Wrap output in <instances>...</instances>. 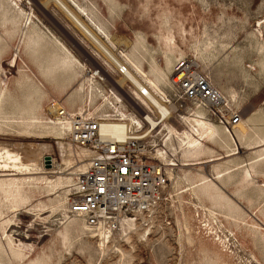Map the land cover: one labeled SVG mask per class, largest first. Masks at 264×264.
<instances>
[{
  "label": "rangeland",
  "instance_id": "1",
  "mask_svg": "<svg viewBox=\"0 0 264 264\" xmlns=\"http://www.w3.org/2000/svg\"><path fill=\"white\" fill-rule=\"evenodd\" d=\"M62 1L144 85L167 90L173 67L189 61L226 97L227 115L240 113V124L198 110L217 135L198 150L165 144L170 159L183 164L168 170L166 199L148 221L120 225L101 244L104 230L68 213L90 154L67 161L60 149L73 143L54 107L125 111L113 99L123 98L129 81L113 76L116 66L54 1L0 0V264H264V0ZM100 67L106 82L90 85L85 72ZM168 123L179 128L182 117ZM165 133L161 126L148 144L161 151ZM38 146L37 165L53 173L14 184L24 175L12 170L19 165L6 149L30 164L25 149ZM211 155L222 158L186 166ZM5 164L11 171H1Z\"/></svg>",
  "mask_w": 264,
  "mask_h": 264
},
{
  "label": "built area",
  "instance_id": "2",
  "mask_svg": "<svg viewBox=\"0 0 264 264\" xmlns=\"http://www.w3.org/2000/svg\"><path fill=\"white\" fill-rule=\"evenodd\" d=\"M112 72L118 78L124 70L121 67L116 70L119 76ZM105 87L108 88L107 85ZM212 87L206 75L196 72L184 62H178L169 79L170 89L163 90L160 98L170 114L162 115L153 105L149 108L134 92L120 100L113 99L117 106H122L137 118V123H129L131 125L124 131L125 138L122 140L101 139L99 129L100 120L123 119L115 112H107L104 116L91 115L95 106L86 103L72 118L70 140L88 148L94 156L88 158L85 171L78 173L74 179L68 212L82 217L91 230L101 229L109 235H114L124 220L137 221L141 215L151 216L166 199L168 170L176 167L175 164L160 161L157 149L148 144V138L158 132L157 125L162 120L173 122L177 119L180 122V114L190 109L189 105L208 110V114L220 123L233 125L239 121L237 113L227 115V103L222 104L223 100ZM125 88L131 91V83L127 82ZM139 93L142 98L147 97L145 90L139 89ZM127 99L137 103L142 110L137 111L124 103ZM148 115L156 120V126L146 119ZM160 153L165 154L163 149Z\"/></svg>",
  "mask_w": 264,
  "mask_h": 264
},
{
  "label": "bare ground",
  "instance_id": "3",
  "mask_svg": "<svg viewBox=\"0 0 264 264\" xmlns=\"http://www.w3.org/2000/svg\"><path fill=\"white\" fill-rule=\"evenodd\" d=\"M52 1H54V3L60 9H62V11L85 34V36L91 40V42L104 55V57H106L110 63H112L116 66V70L119 69V67H121L124 70L123 75H121L119 77H125V79H127L134 87V88H131L132 92L130 90H127V88H124V89L122 88L121 90L123 91L124 96H127L128 94L133 95V92H134V94L136 96H138L142 100V102L146 106H148L149 108H151L153 105L154 108H158L160 110L162 115H164L166 113H169V114L171 113L170 110H168V108L165 105H163L161 100H160L161 94H163V91L161 90V88L157 87L150 80H148L145 85L142 84L140 82V80L138 79L137 73H135L134 71L128 70L129 66L127 64H121L119 62V59L116 58L117 56L115 57V55L113 54L112 49H109L101 41V39L99 38V36L95 32H93L85 24H83L82 23L83 21L81 22L76 17L77 15H74L73 14L74 12L72 13L71 10L66 6V4L62 0H52ZM183 62L186 63L188 67H191V69L193 68V70H195L196 72L204 74V73L196 70L194 68V66L189 61H183ZM106 65L111 68V65L109 63L106 62ZM104 73L105 72L103 71V68H101V67L98 69L89 68L88 71L85 72V75L87 77V82H89L91 79V81H90V85H91V84H93L92 80L95 78H96L95 80H97L98 78L99 79L101 78L100 79L101 82H106V77H105ZM89 75L94 76V78L90 77ZM204 75H206V74H204ZM207 79L211 83V85L213 86L212 88L217 91L220 98L223 100L222 104H224L226 102L228 105L226 97L221 93V91L218 88H216L212 84V82L210 81L208 76H207ZM139 89L146 91V93H147L146 98H142L140 96ZM169 89L170 88H169V80H168V90ZM127 101L131 104V105L130 104H128V105L133 107L137 111L142 110V108L137 103H135L134 101H132L130 99H127ZM110 104H112V103H110ZM111 107L113 108V110L112 111L109 110V111L115 112L121 119H123V121L100 120V129H99L100 138L101 139H103V138H115L118 140H122L125 138L124 131L129 127L128 125H131L134 122L137 123V118H135L134 116L129 114L126 110H125L126 111L125 112L123 110L118 109L117 107H113V105ZM188 107L190 109H188L183 115L181 113L180 114L181 116L178 118L181 122V117H182V125L179 128H176L173 125L169 124L168 123L169 121H163V120L157 125L158 130L160 129L161 126L166 128V133H165V135H163L162 147L160 148L161 151H162V149L164 150L165 154L160 153L161 151H156L157 152L156 154H160V157L164 158L163 161H165L167 164H175L177 167L183 166V164L182 163L177 164L176 162H173L174 159L173 160H172V158L170 159V157H169L170 151L165 146V144H167V143L170 144V142L173 143L174 141H176V143H179L180 146L188 147V148L190 147V149L195 148V150H198L204 146V143L206 140L208 141L211 137H213L214 135H217L215 127L207 119H205V117L203 115L200 114V112H204V114L206 116H211L208 114V112H209L208 110H206L202 107H194L192 105H189ZM98 108H96L94 111H92L91 115H99V116L106 115V114H104V112H100V109L98 110ZM54 110H55V119L61 125V130H62L64 137H68V135H69V139H70V132L72 129V118L74 115H76V113L80 112L82 109H80L78 112H69V113H66L65 111L62 112V110L60 108H57V107H54ZM90 110H91V108H90ZM96 110H98V111H96ZM189 110H190L191 114L190 113L186 114L189 112ZM235 113H237L239 115V120H240V113L239 112H235ZM235 113H233V114H235ZM141 114H143V112ZM189 115H191V116H189ZM146 119L152 125L156 126V120L153 119L150 115H148L146 117ZM228 119H229V117H228ZM129 123H131V124H129ZM239 124L240 123H237L236 125L233 124V125H235L237 127ZM156 129H157V127H156ZM228 132H229V128H228ZM230 135L234 139V135H233L232 130L230 131ZM183 147L181 149H184ZM25 151H26V153L24 152L25 156H27L28 158L32 157V162H30V164L22 163V161H21L22 158H21L20 152H11V151L9 152V151H7V149L5 151V155L9 160L18 162L19 166H17V164H13L11 166L13 168L12 170L18 171V174L20 172L21 175H24L23 177L18 178V179L14 178L13 179V181L15 182L14 184H17L18 181H20V180H23L24 182H27V183L34 182L36 184L37 178L34 176L35 174L42 175L44 173H53L52 171H46V170H45L46 172H44L43 171L44 168L42 167V163L37 165L36 156L41 155L42 146H38L36 149H34V148L29 149V150L25 149ZM60 151L62 153L63 152L67 153V157H68L67 161H72V162L73 161H79L81 158L83 159V157H87L89 154H90V157L94 156L93 152L90 151L88 148L81 147V146L74 144V143L70 144L69 142L62 145ZM214 156L215 155H211V156H207V157H203V158H199V159H195V160H189L188 163L186 164V166L202 165V164H205L208 162H213V161H216V160H219L220 158H222V157L219 158V157H214ZM227 156H230V154H228ZM33 158L35 161H33ZM190 161H192V162H190ZM87 162H88V160H87ZM87 162H86V165L83 167V169L80 172L85 171V169L89 163V162L88 163ZM78 163H80V162H78ZM82 163L83 162H81V164ZM30 165L31 166H33V165L37 166V168L36 167L35 168L39 169V171L36 172L35 169H31ZM21 167H23L24 169ZM1 171H11V169L8 168L7 165L5 164L2 166ZM2 175H13V174H2ZM42 178H44L45 180L49 179L48 176H44V177L42 176ZM207 181L208 180L199 181L195 184L194 187L199 186V185H201ZM160 204L157 206V208L160 206ZM157 208L155 209V212L157 211ZM71 215L77 216L75 214H71ZM151 216H149L148 218H151ZM78 217H80V216H78ZM140 218L146 219L147 221L149 220L148 218H145V216H142V215L140 216ZM124 221H126V220H124ZM124 221H122V222H124ZM134 223H135L134 221H133V223L131 222L128 224L122 223V224H120L121 229L125 230V229L131 227ZM86 226L88 227L87 224H86ZM119 228H120V226H119ZM93 231H95V230H93ZM107 235L108 234L105 231H99L98 232V236L101 237V239H100L101 244H104V242L107 240V238H108Z\"/></svg>",
  "mask_w": 264,
  "mask_h": 264
}]
</instances>
